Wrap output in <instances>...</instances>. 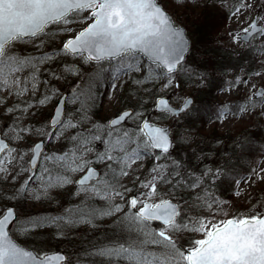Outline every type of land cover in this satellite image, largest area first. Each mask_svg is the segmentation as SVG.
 Masks as SVG:
<instances>
[{"label": "snow or ice", "instance_id": "snow-or-ice-1", "mask_svg": "<svg viewBox=\"0 0 264 264\" xmlns=\"http://www.w3.org/2000/svg\"><path fill=\"white\" fill-rule=\"evenodd\" d=\"M172 7L227 8L247 19L233 43L264 41V16L247 0ZM195 48L160 0H0V264H264V200L242 193L231 160L204 164L214 157L204 153L189 165L187 152L173 155L193 138L172 126L199 110L191 94L175 107L166 97L182 78L196 89L212 80ZM250 75L261 84L229 81L251 88L240 98L241 119L264 116V73ZM122 78L135 86L136 103L100 116V84L115 93ZM230 114L221 102L215 119ZM223 181L237 199L215 194ZM77 237L87 247H49Z\"/></svg>", "mask_w": 264, "mask_h": 264}, {"label": "rangeland", "instance_id": "rangeland-1", "mask_svg": "<svg viewBox=\"0 0 264 264\" xmlns=\"http://www.w3.org/2000/svg\"><path fill=\"white\" fill-rule=\"evenodd\" d=\"M162 5L167 6L169 12L172 14V18L175 21L177 25H182L186 30L189 38L193 41V43L196 45V48L193 53V57L195 61L199 62L201 59V56L199 54V51L202 52L205 48L204 45L212 43V39L208 38V34L206 32V38L201 39L199 36L204 33L200 28L204 27L206 24H208L209 31H213V37H215V40L222 46H226L227 48L231 50H240V49H246L252 46L245 45L243 43H233V37L236 35L237 32H239L242 27L246 26L247 19H241L240 17L232 18L229 14L227 8H214V7H205V8H188V9H177L174 10L173 0H160ZM227 4H233L236 3L237 0H226ZM247 3L254 4L255 6V13L264 16V0H247ZM219 13V14H218ZM217 21V24L214 23ZM220 22V23H219ZM219 24V25H218ZM219 26V28L217 27ZM216 28V29H215ZM208 31V32H209ZM210 33V32H209ZM54 42L56 44L60 43V36L57 35L54 38ZM252 44H254L256 47H253L255 49L254 53V65L252 67V72L248 73L243 68H238L236 70L231 69L227 72L226 75L223 76V84L221 87H219L217 90H215V105L216 108L213 110L214 117H212L210 120L205 122L204 125H200L199 127H190L187 125V123H184L182 120L179 125V129L176 128L175 125L172 126L173 131H180L181 133H184L185 135H190L193 140L190 144L184 145V144H176L173 155L175 154V151L180 150L178 152L181 155V158H183L184 153L187 151L195 150V153L197 155L200 154H212L214 153V157L207 158L204 161V164L209 165H215L220 163V155L223 154L225 146L227 147L228 144L236 145L237 141H242L246 137V134H249V137H251V134H260V130L262 132L261 139L264 140V116L261 115H254L251 117L245 116L243 119L240 118L238 107L240 104V98L244 96V94L250 93L251 88L245 85L239 86V91H237L236 87H231L229 85V81L234 80L236 76H241L245 79H248L250 81V84H256L259 86L261 84V78L259 77H252L250 74L253 72H261L264 73V54L261 53L259 49L264 48V41H261L259 39H256L255 41H252ZM30 50V49H29ZM51 50V49H49ZM199 50V51H198ZM91 70L92 66H86ZM107 67V65H105ZM120 83L124 84L123 90H117L115 93H113V90L110 88V82L105 81L102 82L99 86V95L97 97V106L95 111L100 116H111L112 112L118 111L122 109L123 107L130 106L136 103L135 96V86L131 85L130 82H126V78H122ZM181 88L176 90L175 95L169 94L170 101L177 105L179 104L185 96L188 94H191L192 97L196 100V96L198 93L195 91L196 88L191 85L186 78H182L180 81ZM64 92L68 94L67 87H64ZM197 93V94H196ZM109 97H114L110 99ZM221 102H230V106L232 109V112L236 113L235 115H229V118L226 122H220L215 119V112L217 107L220 105ZM196 106L199 111H201L203 106H200L196 101ZM68 108H71V105L68 106ZM169 119L160 121L163 123H170V114H168ZM4 121L0 120V124H3ZM216 133L218 135V138H206L203 136V134L208 133ZM225 136V137H224ZM225 142H228L225 144ZM54 143V142H53ZM70 146V145H69ZM97 150H103L102 144L96 145ZM46 151H50V147H46ZM247 151H249L247 149ZM259 153L255 155L252 160L251 157L246 160L243 159V166L244 162H249L248 168L242 169L243 172L238 176L244 178L243 187L241 189L242 193L247 192L250 200V196L261 189H264V183H262L258 176L253 177L251 174V170L254 168L257 170L258 175H264V149H261L260 147L257 148ZM250 152H245L242 155L248 154L251 156ZM226 154V153H225ZM253 154V153H252ZM175 156V155H174ZM219 156V159H218ZM223 156V155H222ZM227 154L224 156L226 157ZM242 157V156H241ZM204 164H198L199 167H203ZM150 166V165H149ZM251 179V187H249V184L247 181ZM234 184L232 183V191L228 194H219L218 190H215V194L220 196L222 199H237L233 193H234ZM185 199H190L186 194H183ZM58 199H61L66 205L68 204V194L67 193H61L57 197ZM239 203L246 204L249 201L244 200L243 196L239 198ZM67 240L66 242H68ZM83 242L79 237H77L76 240L72 241L73 244L77 245V242ZM66 242L63 243H57L56 241H52L49 245L51 249H66ZM58 245V247H55V245ZM87 247V246H86ZM68 252H72L73 250H77L74 246L69 247Z\"/></svg>", "mask_w": 264, "mask_h": 264}, {"label": "trees", "instance_id": "trees-1", "mask_svg": "<svg viewBox=\"0 0 264 264\" xmlns=\"http://www.w3.org/2000/svg\"><path fill=\"white\" fill-rule=\"evenodd\" d=\"M219 14V13H218ZM214 23L217 24V21ZM220 23V22H219ZM219 25V24H218ZM209 25L206 24L204 27L200 28L204 33H202L199 37L201 39L206 38V35L208 34V38L212 39V43L204 45V49L202 52L199 50V54L201 58H205L210 62L211 66H203L202 70H206L212 74V80L210 83V86L205 89H196L195 91L198 93L196 96V101L200 106H203L201 111H199V114L195 117H188V118H183L182 121L184 123H187L188 126L190 127H199L200 125H204L205 122L210 120L212 117H214L213 110L216 108L215 105V90H217L221 85L223 84V76L227 74V72L231 69H238V68H243L246 70L248 73L252 72V67L254 65V53L255 49L253 47H249L246 49H240V50H231L227 48L226 46L220 45L216 40L215 37H213V31H209ZM219 28V26H217ZM216 29V28H215ZM210 33H209V32ZM207 32V34H206ZM200 61V60H199ZM198 62V61H197ZM187 80V79H186ZM196 93V94H197ZM204 137L206 138H218V135L214 132L203 134ZM225 137V136H224ZM246 137L252 141L250 145H245L243 149L237 147L236 145L228 144L227 147L225 146L224 151H223V156L220 155V160H225V159H230L232 164L235 166L237 170V176H239L243 170L248 168L249 162H244L243 166V159L250 160L249 157L252 158L259 153L257 148L264 149V140L261 139L262 137V132L260 130V134H251V137H249V134H246ZM244 141V140H242ZM241 141V142H242ZM228 142H225L227 144ZM247 149L249 151H247ZM251 156L248 154L242 155L245 152H250ZM180 150L175 151V156L180 157L181 155L178 153ZM189 159L187 160V163L189 165L197 164L195 161V156L197 155L195 151H187ZM227 156L224 157L226 154ZM255 154V155H254ZM242 156V157H241ZM219 159V156H218ZM250 160V161H251ZM220 161V162H221ZM219 194H228L232 191V182L231 181H223L220 183L218 188ZM215 191V190H214ZM250 200H264V191L259 190L254 192L250 196ZM67 240H65L66 242ZM72 241L74 240H69L66 242V251L70 249L69 247H75L77 250L81 249L82 247H86L87 245L84 242H77L76 244H73ZM55 247H58L56 244Z\"/></svg>", "mask_w": 264, "mask_h": 264}, {"label": "water", "instance_id": "water-1", "mask_svg": "<svg viewBox=\"0 0 264 264\" xmlns=\"http://www.w3.org/2000/svg\"><path fill=\"white\" fill-rule=\"evenodd\" d=\"M178 26H182V25H178ZM167 99H168V97H166ZM171 104V103H170ZM172 105V104H171ZM173 106V105H172ZM173 107H175V106H173ZM161 126H165V127H167V125H161ZM55 250H61V249H55Z\"/></svg>", "mask_w": 264, "mask_h": 264}, {"label": "flooded vegetation", "instance_id": "flooded-vegetation-1", "mask_svg": "<svg viewBox=\"0 0 264 264\" xmlns=\"http://www.w3.org/2000/svg\"><path fill=\"white\" fill-rule=\"evenodd\" d=\"M162 124H167V125H168L169 123H168V122H166V123H163V122H162Z\"/></svg>", "mask_w": 264, "mask_h": 264}]
</instances>
